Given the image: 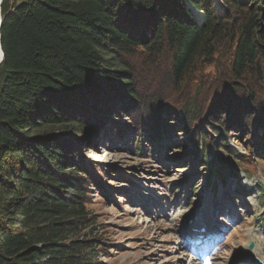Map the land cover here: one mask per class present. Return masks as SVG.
<instances>
[{
  "label": "trees",
  "instance_id": "1",
  "mask_svg": "<svg viewBox=\"0 0 264 264\" xmlns=\"http://www.w3.org/2000/svg\"><path fill=\"white\" fill-rule=\"evenodd\" d=\"M221 1L2 0L0 264H101L88 204L110 194L78 149L109 123L178 145L204 189L264 161V0Z\"/></svg>",
  "mask_w": 264,
  "mask_h": 264
},
{
  "label": "rangeland",
  "instance_id": "2",
  "mask_svg": "<svg viewBox=\"0 0 264 264\" xmlns=\"http://www.w3.org/2000/svg\"><path fill=\"white\" fill-rule=\"evenodd\" d=\"M215 9L223 12L225 4ZM110 125L99 136L90 133L88 143L78 149L86 162L95 164L110 194L92 188L88 204L96 215L94 234L106 243L98 251L101 264H248L250 241L252 252L264 261V226L259 221L264 219V161L240 162L237 179L230 178L224 187L218 184L213 192V187L204 189L199 168L178 163V145L127 148ZM181 129L176 124L173 136ZM127 134L134 141L135 134ZM202 227L214 233L210 240H219L209 256L192 242L191 231Z\"/></svg>",
  "mask_w": 264,
  "mask_h": 264
},
{
  "label": "water",
  "instance_id": "3",
  "mask_svg": "<svg viewBox=\"0 0 264 264\" xmlns=\"http://www.w3.org/2000/svg\"><path fill=\"white\" fill-rule=\"evenodd\" d=\"M218 1H219V3H217L216 0H213V2H214V8H216L217 6H220L222 4V1L221 0H218ZM1 2H2V0H1ZM186 5L190 8L193 16L196 18V12H199V11H197L195 8H193L189 2H186ZM201 13H202L201 19L199 20V19L196 18L198 24H200L202 22V20H203V12H201ZM1 23H2V16H1V8H0V27H1ZM3 56H4V54H3V51L1 49V44H0V63H1L2 59H3ZM253 248H254V243H253V241H250L249 244H248V249L249 250H253ZM247 260L248 261L253 260L256 264H263L261 262V260H259L253 254H249L247 256Z\"/></svg>",
  "mask_w": 264,
  "mask_h": 264
},
{
  "label": "bare ground",
  "instance_id": "4",
  "mask_svg": "<svg viewBox=\"0 0 264 264\" xmlns=\"http://www.w3.org/2000/svg\"><path fill=\"white\" fill-rule=\"evenodd\" d=\"M216 2H217V0H216ZM0 8H1V0H0ZM196 17H197L198 19H201V17H202V13H201V12H197V13H196ZM93 156H96V154H93ZM252 253L254 254V252H252ZM246 254H249V253L247 252ZM254 255H255V254H254ZM248 264H251V263L248 262Z\"/></svg>",
  "mask_w": 264,
  "mask_h": 264
}]
</instances>
